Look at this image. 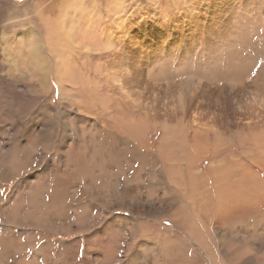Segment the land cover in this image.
<instances>
[{"label": "rangeland", "instance_id": "1", "mask_svg": "<svg viewBox=\"0 0 264 264\" xmlns=\"http://www.w3.org/2000/svg\"><path fill=\"white\" fill-rule=\"evenodd\" d=\"M98 1L99 35L104 36L102 17L107 1L113 0ZM128 3L129 23L117 28L149 44L145 52L151 63L150 69L144 68L137 49L126 62L135 71L142 66L148 87L142 110L151 114L145 121L138 115L117 121L122 124L125 119L134 137L122 131L108 136L107 130H93L95 114H88L91 123L70 121L81 113L77 104L85 101L83 93L77 95L68 81L65 98L61 97L53 61L48 85L42 84L31 42L21 36L23 31L32 38L41 33L40 40L47 41L34 9L36 0H0V264H264V208L256 204L248 211L252 213H242L238 195L234 208L224 207L232 213L211 222L202 208L203 190L193 196L192 186L200 179H188L193 173L201 176L213 163L219 165L211 159L217 149L225 156L237 151L232 169L245 172L251 144L245 115L264 111L242 99L257 82L264 90V0ZM12 4L29 11V17L14 21ZM116 29L111 26L109 33L114 35ZM18 43L23 44L16 53ZM7 48L15 53L13 57ZM118 48L120 57L123 47ZM104 52L95 55L94 80L101 83L98 98L112 92L100 73L109 57ZM74 76L82 90L87 73L76 69ZM152 87L161 91L152 94ZM180 96L187 99V119L205 110L210 123L211 118L218 120L216 134L206 143L208 158L200 166L188 152L193 150L192 129L181 116ZM142 131L145 148L140 144ZM257 133L264 137V130ZM162 160L171 165L170 177L177 189L168 184L169 171ZM178 163L182 170L173 168ZM251 182L244 186L248 193ZM222 201V205L227 202ZM211 203L218 206L215 200Z\"/></svg>", "mask_w": 264, "mask_h": 264}, {"label": "bare ground", "instance_id": "2", "mask_svg": "<svg viewBox=\"0 0 264 264\" xmlns=\"http://www.w3.org/2000/svg\"><path fill=\"white\" fill-rule=\"evenodd\" d=\"M129 1L130 0L107 1L106 12L104 13V16L102 17L103 23H104V28H103L104 30H102L101 28V31H103L102 33L104 34V36L102 34L100 36L99 35L100 27L98 28V22L100 19L99 14H101V11L99 9L98 0H36V5L34 6V9L35 8L37 9V10L35 9V11L37 13L36 14L37 18L39 19V24L41 26L40 30L41 31L45 30L47 41H45V39L40 40L41 33L40 35L38 34L34 38H32L33 36H29V32L27 31H23L21 33L23 34L21 36L28 37V40H29L28 42H31V50H32V55L35 60V64L37 63L38 66L40 67L38 71L40 73L38 79L40 82H42V84L48 85V81H49L48 76L51 71L52 61H53L55 62L54 71L57 74L56 76L61 83V89H62L61 97L63 99L65 98L64 89L65 91H67L68 85L66 83L68 81L71 82L70 87L74 86L73 89H75L74 91L77 95L83 93V97L85 101L80 103L79 105L77 104V107L78 109H80L81 113L80 115H76L73 121L72 119H70V121L73 123H76L77 121H82L84 122V124H86L87 122L91 123V118L88 117V114L90 115L95 114L96 116L94 117V119L97 121V123L93 125L94 129L91 126L92 129L100 130V128H102L104 130H107L108 136L114 133H116L115 135H117L118 134L117 132L122 131L123 133L126 132L127 134L126 133L125 134L128 136L132 135L134 137L136 133L135 132L132 133V129L126 123L125 119L124 121H122V124L117 123V121L121 119L122 117H126V119L130 121L132 118L134 119V117H136L137 115L141 117L142 120L144 119L146 120L147 117L151 115L150 112L147 113L146 111V113H144V111L142 110L145 104L144 101H146L145 98H146L147 89H148L147 83L145 82L146 81L145 76L142 77L141 75V73L143 72L142 66H138L135 71V70H132L131 68L132 65L130 66L129 63L128 64L126 63L128 61V56L131 53V51L134 53V50L137 49L138 51H141L142 53L141 57L144 58V61L142 63L143 67L144 68L149 67L150 69L151 63L148 62L147 60L148 53L145 52V50L149 48L148 46L149 44L147 45L144 42V40H142L141 42L138 40L135 41L133 40L134 38L132 39L130 34L121 33L120 30L117 28L118 26H120L123 29V27L127 23H129V21L126 19V13L129 7V5H126V4ZM12 5H13V10L10 13H12L11 17L12 19H14V21L15 19L20 18L22 16H24L25 18L29 17V13H28L29 11L27 12V10L22 9L20 6H17L14 4ZM51 12H53V15L50 14ZM213 24L216 25V23H213ZM111 26H113L114 29L117 28L115 30L114 35L109 33ZM86 28H90V30L93 31V34H92V31L89 30L90 31L89 32L87 31L88 29L86 30ZM206 31L208 33V30ZM98 35L100 37H99V40L97 39L96 41L95 37H97ZM222 36H223V33H222ZM119 40L120 41L123 40L122 41L123 43L117 44L116 42ZM42 41H45V43ZM22 44L23 43L19 44L15 48L16 53H18L20 46ZM35 45H37V47L34 48L33 46ZM118 45H122L123 47V54L120 57H118L117 55V52L119 49ZM6 51L9 53L8 54L9 56L13 57L15 55V53H13L9 48H7ZM100 51L102 52L105 51L104 56L109 55L108 60H106L104 63V67L101 65L103 68H102V71H100V73L103 72V74H101V75H104L103 79L109 81L105 83H108V87L112 88V92L109 94V97H106V98L105 97L98 98L99 90H101V83L98 84L97 83L98 80L97 82L96 80H94V70H96V66H97V61L95 62L96 60L95 55L100 53ZM49 54L51 55V58L48 56ZM138 54L140 57V52ZM76 69H80L82 74L84 75H86L87 73V77H85L82 82V90H80L78 86L80 85V80L76 76H74ZM136 72L139 73V76H136ZM72 74H73V78H71ZM257 83L255 86L253 85L252 91L250 90L248 92H245V95H243L242 99H244L245 102L247 101L250 105L251 104L259 105V109H260L261 107L264 108V90H262V84L257 85ZM168 89H166V91ZM186 89H184V91ZM177 90L178 92L176 94L179 93V95H181L180 94L181 90L180 89H177ZM160 91L161 89L160 90L154 89L151 93L152 94L156 92L159 93ZM79 97H81V95ZM173 97L171 95V99ZM185 97L180 96V99L178 102L183 112L181 116H183L185 120H187L189 124H191V126H189V130L192 129L191 136H192L193 143L192 142L190 143L193 144V150L191 152L190 151L188 152L190 156L193 155V157L195 158L194 160L200 166V164L203 165V163L208 158L209 144H206V143H208L209 140L212 138L211 136L216 134V123L218 120L215 117L211 118V123H210V119H209L210 116H208L205 110L202 112L198 111V113L196 112L197 113L196 115L201 113L199 116L189 114L188 119H187L186 117L187 110L185 111V107L187 105V99ZM249 104L247 105L249 106ZM84 105H85V109H83ZM72 109L74 108H71V110ZM119 113L121 114V117L117 118L116 114H119ZM166 114L163 116H166ZM190 116H191V119H190ZM245 116H246L245 119L247 121L244 123V127L246 128L245 130H247L248 133L251 135L249 137V140L251 141V144H252V145L250 144V146L248 147V154L250 155H248V157L246 156L247 163L244 166L245 172L241 171L237 173L236 170L234 171L232 169V167H235L236 165L237 158H239V153L237 151H233V155L225 156V155H222V153H224V150L217 149L211 153L212 154L211 159L213 161L215 160L216 162H219V165H214L213 163L209 168L202 170V173H200L201 176L197 177L193 173L188 177V179H191V178L200 179V183L198 185L195 183L194 186H192V191L195 192L193 196L196 197V193L203 190L201 193V197H202L204 206H202V208L205 209L204 213L207 212L206 218L210 220L211 222H219V219H221L223 215L224 216L230 215L232 212H230V210L224 209V207L227 204L229 205L231 204L232 205L231 207L234 208V205L236 206L237 204L235 197L238 195L241 196L242 213L245 210H247V213L249 214L252 213L248 211H252L253 208L257 206L256 204H258L257 207L264 208V197L260 194V192H259L260 198L258 195L259 190L264 192V185H262L264 181V165H263L264 164V137L260 138L259 134L257 133L259 131L261 132L262 130H264V111L253 110V111L246 113ZM98 123H100L101 127L98 126L99 125ZM142 125L143 124H141V126ZM76 128L77 127H75V129ZM163 132L167 133V131H163ZM139 136L141 139L140 140L141 148H145L144 145L142 144V141H144L143 139H146V135H144L142 131L139 134ZM247 140L248 138H245L243 142L246 143ZM94 148L96 149V146ZM182 148L184 147L182 146ZM212 149L213 148H211V150ZM184 152H187V151H184ZM134 157L136 156L134 155ZM140 157H143V155ZM162 163L164 164V168H166V171H169L167 173L169 177L168 184H170L171 187H175L170 177L172 175V172L169 170L171 165L166 164L163 160H162ZM191 164L192 163L187 161V165H188L187 168H190ZM174 166L177 168V170L181 169L179 163L178 165L176 164L173 165V168ZM191 172L192 170H189L188 174H190ZM253 178L258 179V182H255L253 180V183H252L251 181ZM250 182L253 184L250 189V191L252 190L251 194H249L250 191L248 193L247 187L244 188L245 184H248ZM175 189L177 188L175 187ZM238 190L240 192H237ZM214 200L216 201V203H218L217 207H214L215 204L213 206L210 205L212 204L211 203L212 201L214 202ZM222 200H225V201L227 200V202L224 205H222V202H223ZM244 202L246 204V207L243 206ZM207 207L208 209L212 210V211H209L210 213L208 212ZM191 209H194V206H192ZM254 216L255 215H253V217Z\"/></svg>", "mask_w": 264, "mask_h": 264}]
</instances>
